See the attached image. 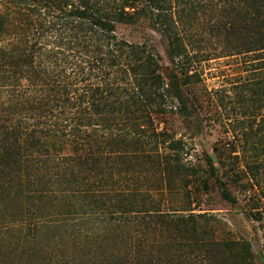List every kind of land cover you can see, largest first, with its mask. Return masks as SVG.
<instances>
[{"label":"trees","instance_id":"1","mask_svg":"<svg viewBox=\"0 0 264 264\" xmlns=\"http://www.w3.org/2000/svg\"><path fill=\"white\" fill-rule=\"evenodd\" d=\"M218 1L205 4L221 44L213 55L254 56L257 76L242 83L255 95L264 157V0ZM184 5L194 9L184 0H0V264H254L245 241L232 261L214 254L209 216L190 208L198 183L208 189L205 172L233 201L217 176L222 160H189L181 137L154 127L193 103L198 52L185 42ZM142 20L166 39L167 74L151 46L116 34ZM175 194L186 198L178 207Z\"/></svg>","mask_w":264,"mask_h":264},{"label":"rangeland","instance_id":"2","mask_svg":"<svg viewBox=\"0 0 264 264\" xmlns=\"http://www.w3.org/2000/svg\"><path fill=\"white\" fill-rule=\"evenodd\" d=\"M184 1L191 2L195 9L184 5L189 12L185 42L191 52H198L191 67L196 75L186 91L193 103H188L185 113L156 116L154 127L181 137L187 143L185 156L189 160L195 162L202 152L212 153L222 160L217 176L225 182L233 201L223 198L214 178L206 172L203 176L208 178V189L204 190L198 183L200 188L190 194L192 211L209 216L203 223L207 229L205 236L221 243L216 247L218 252H212L225 261L228 257L232 261V252L240 248L236 243L245 241L250 246L254 264H264V184L260 182L264 176V157L261 152L257 153L262 138L255 133L257 122H252L251 118L257 105L252 98H255L252 85L242 83L244 79L257 76L252 63L254 56L251 53L213 55L221 44L220 38L214 37L209 28L212 12L205 6L208 0ZM116 34L129 42L151 46L161 58L163 74L170 71L165 54L166 39L146 21L117 24ZM177 105L173 102L174 111ZM259 133L264 136V129ZM254 172L257 178L253 177ZM185 199L184 194H175L172 206L178 207Z\"/></svg>","mask_w":264,"mask_h":264}]
</instances>
